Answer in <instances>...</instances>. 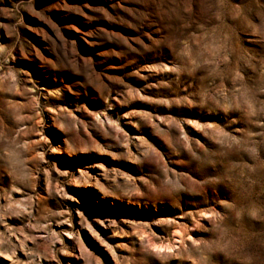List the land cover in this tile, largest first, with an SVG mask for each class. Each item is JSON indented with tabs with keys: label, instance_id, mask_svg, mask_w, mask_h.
Returning a JSON list of instances; mask_svg holds the SVG:
<instances>
[{
	"label": "rangeland",
	"instance_id": "rangeland-1",
	"mask_svg": "<svg viewBox=\"0 0 264 264\" xmlns=\"http://www.w3.org/2000/svg\"><path fill=\"white\" fill-rule=\"evenodd\" d=\"M0 264H264V0H0Z\"/></svg>",
	"mask_w": 264,
	"mask_h": 264
},
{
	"label": "clouds",
	"instance_id": "clouds-1",
	"mask_svg": "<svg viewBox=\"0 0 264 264\" xmlns=\"http://www.w3.org/2000/svg\"><path fill=\"white\" fill-rule=\"evenodd\" d=\"M225 254H230V253H228L227 251H225Z\"/></svg>",
	"mask_w": 264,
	"mask_h": 264
}]
</instances>
